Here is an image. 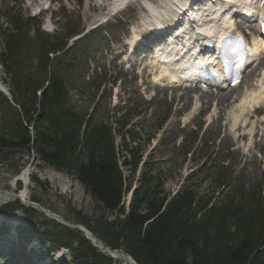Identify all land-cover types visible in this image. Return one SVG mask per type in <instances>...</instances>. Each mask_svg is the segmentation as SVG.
I'll return each mask as SVG.
<instances>
[{
	"label": "trees",
	"instance_id": "1",
	"mask_svg": "<svg viewBox=\"0 0 264 264\" xmlns=\"http://www.w3.org/2000/svg\"><path fill=\"white\" fill-rule=\"evenodd\" d=\"M5 15L11 27L0 25L4 43L0 63L12 99L0 92L2 157L18 150L35 151L44 163L75 175L114 218L91 223L74 211V223L84 225L111 249H124L137 264H264L263 179L249 189L239 178L219 174L213 183L227 189L217 200L215 191L201 194L193 186L169 200L166 175L146 162L126 210L123 198L131 189L129 178L138 172L143 145L135 128L126 130L132 111L117 118L114 128L94 121L95 113L79 110L72 102L70 86L78 53L88 37L57 55L79 29L49 36L39 30L37 18L14 9ZM116 135L122 137L120 148L115 145ZM18 185L22 187L21 182ZM31 199L41 203L35 195ZM15 207L34 223L19 230L21 237L41 239L51 251L68 248L71 264H115L81 231L56 223L18 200L0 210ZM51 223L54 227L49 228Z\"/></svg>",
	"mask_w": 264,
	"mask_h": 264
},
{
	"label": "rangeland",
	"instance_id": "2",
	"mask_svg": "<svg viewBox=\"0 0 264 264\" xmlns=\"http://www.w3.org/2000/svg\"><path fill=\"white\" fill-rule=\"evenodd\" d=\"M112 1L0 0V25H7L4 18L7 5H16L26 16H32L38 8H48L46 11L43 9L46 13L43 15L44 18L47 16L48 22L44 20V23L51 34L63 31L64 21L70 18L71 26L78 25L81 18L86 30L97 29L92 48L82 60L75 85L71 88L72 101L79 110L97 111L96 121L111 123L115 119L112 116L115 111L128 108L140 112L132 122L142 137L143 161L163 171L166 175L165 189L170 194L193 186L201 194L209 195L215 191L217 200L227 188H217L213 179L218 174L230 173L241 175L240 181L247 188H254L261 178L264 179V102L258 111H246L242 99L250 91L259 89L264 63L259 65L255 75L243 81L234 94L222 92L227 100L224 106L218 104L220 93L217 91L210 92L213 95L210 104L201 97L202 91H193L192 97L185 100L182 93L186 90L154 86L145 67L152 55L150 47L157 44L143 30L145 24L153 22L146 2L159 8L160 20L166 25L171 21L164 16L172 10L169 0H134L126 9L117 12L109 9ZM222 1L210 0L207 7L216 10ZM232 23H239V29L251 36L248 23L234 17ZM135 33L140 35V39L131 54L127 49L132 46ZM128 56L131 60L126 63ZM230 95L236 96V100L228 101ZM128 99L131 102L126 105ZM234 114L238 115L235 127L232 121ZM149 136L153 139L145 141ZM116 142L120 145L122 139L117 137ZM143 168L141 163L138 173L129 178L128 183L131 182L133 187L139 186ZM124 173L130 177L128 170ZM22 179L24 188L20 193L26 196V200L31 194L35 195L41 205L70 222L75 220L74 211L81 212L91 223L113 216L89 194L75 175L44 163L35 151L18 150L6 157L0 155V190L15 196ZM129 200L130 193L124 197L126 203ZM17 215L20 221L23 220L20 213ZM40 215L39 218L47 216L54 219L44 213ZM48 227H54V223ZM14 239L13 236V243ZM63 258L68 260L70 256L64 254Z\"/></svg>",
	"mask_w": 264,
	"mask_h": 264
},
{
	"label": "bare ground",
	"instance_id": "3",
	"mask_svg": "<svg viewBox=\"0 0 264 264\" xmlns=\"http://www.w3.org/2000/svg\"><path fill=\"white\" fill-rule=\"evenodd\" d=\"M126 0H114L112 5L118 6L122 3H124ZM129 1V0H128ZM232 2H235V0H231ZM244 1V2H243ZM257 0H238L237 2H243L241 6H244V8L252 6L251 8H247L248 11H252L255 8V3ZM169 4H171L173 9H177L178 16L177 19L183 20L179 23L178 27H174L170 30L171 26H166L164 23L160 20V10L158 7H154L150 2H146L149 6V10L152 13V18L155 24H148L145 25L144 29L146 31V34L148 33V30L153 31H163L164 33V43H161L162 45L158 47L150 56L148 64L149 67V73H151L152 76V82L156 85L159 84L161 86H167L170 87L171 84L179 83L182 81L183 77H192L195 75L196 68L199 67V64L203 61V58L198 59L197 61L193 60L191 56H189L187 53H183L188 46H190L194 42V32H193V21H191L189 18H185L187 15L186 13H189L192 11V8L189 7L190 1L189 0H183L182 1H173L169 0ZM201 4V3H200ZM199 7V4L197 5ZM234 6V5H233ZM236 7H238L236 5ZM191 8V9H190ZM224 9V8H223ZM196 12V16L199 22L204 24V21L209 20L207 19L208 15H200L199 13L202 12L201 9L198 8ZM227 12L230 11V8H227ZM166 12V11H165ZM171 12V11H169ZM219 12L212 13V17L210 18L212 21H215L218 17L216 14ZM195 13L192 12L191 16H193ZM226 16L223 20V25L217 27L215 24H207L204 28L206 30H209V33H212L216 35V38L219 36H225L227 34V29L231 28L229 27V22L226 20L229 14H225ZM201 17V18H200ZM187 19V22H186ZM193 19V18H192ZM185 22L187 24H185ZM196 26H199L196 24ZM235 27V25H234ZM159 28V29H157ZM217 28H219L217 30ZM205 30V31H206ZM201 31V30H200ZM219 31V32H216ZM208 32V31H207ZM196 33V32H195ZM199 33V32H198ZM220 33V34H219ZM165 38H168L169 40L166 41ZM140 39V35L138 33L134 34V38L132 39L130 49L131 54L134 52L133 47L135 43ZM260 44L257 46V48H254V52L256 54L257 49H264V42L259 41ZM184 54V55H183ZM255 59H257V54L254 56ZM131 57L128 56L125 58V60H130ZM198 70V69H197ZM253 73L248 76L252 77L255 75L256 68H254ZM262 78L259 84L258 90H253L247 93L242 99L243 101V109L246 111H258L263 106H260L262 102H264V72L262 74ZM193 89V88H192ZM192 89L188 90L186 89V92H183L185 96V100H189L192 97ZM230 88V94H234L236 92L235 90H231ZM226 95H221L218 99V104L224 106L227 103V100L224 99ZM202 98L206 100V103L210 104L212 101L213 95L211 93L205 92L202 95ZM236 100V96L230 95L229 100ZM260 106V107H259ZM233 126H237L238 123V115L234 114L232 118ZM12 196V194L8 191H2L0 190V203L4 202L7 198ZM114 257L116 261L120 262H128L129 259L126 258L124 252H114Z\"/></svg>",
	"mask_w": 264,
	"mask_h": 264
},
{
	"label": "water",
	"instance_id": "4",
	"mask_svg": "<svg viewBox=\"0 0 264 264\" xmlns=\"http://www.w3.org/2000/svg\"><path fill=\"white\" fill-rule=\"evenodd\" d=\"M35 205V204H34ZM49 216L55 218L57 221H59L60 223L64 224V225H67V226H71V227H75V228H78L80 229L81 231H83L86 235V237L90 238L93 240V242H97L98 245L105 251H108L109 252V249L98 239L96 238L92 233H90L89 231H87L85 228L79 226V225H74V224H71L67 221H64L59 215H56L54 213H52L51 211H49L48 209L44 208V207H41ZM127 259H129V262L130 264H136L133 260H131V257H129L128 255L126 256Z\"/></svg>",
	"mask_w": 264,
	"mask_h": 264
}]
</instances>
